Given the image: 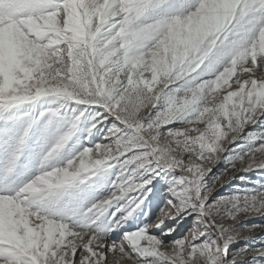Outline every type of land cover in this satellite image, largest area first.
I'll use <instances>...</instances> for the list:
<instances>
[{
  "label": "snow or ice",
  "instance_id": "obj_1",
  "mask_svg": "<svg viewBox=\"0 0 264 264\" xmlns=\"http://www.w3.org/2000/svg\"><path fill=\"white\" fill-rule=\"evenodd\" d=\"M255 217L264 0H0V264H264Z\"/></svg>",
  "mask_w": 264,
  "mask_h": 264
},
{
  "label": "rangeland",
  "instance_id": "obj_2",
  "mask_svg": "<svg viewBox=\"0 0 264 264\" xmlns=\"http://www.w3.org/2000/svg\"><path fill=\"white\" fill-rule=\"evenodd\" d=\"M224 167H225L224 164L217 165V167L215 169H213V173H216V172L222 170ZM250 175H251V179H253V180L260 179V173L259 172H254V173H252ZM237 186L243 187L245 185H241L238 180L237 181H233L229 185H226L225 188L221 189L220 190V194H228L229 192L234 190V188L237 187ZM189 224H190V221L185 222V224L182 226L180 231H184L189 226ZM245 224H248V225H251V224H264V217H255L253 219H248V220L242 219L241 223L239 225H237L238 229L242 232V235H248L249 234L247 232V229L244 228ZM251 235L256 236L257 239L264 238V230L257 229L255 232L251 233ZM244 243H245V241L241 240L239 242V245L242 246ZM120 255L121 254H119V253L110 254V260L112 261V264H117V261H118V263L121 262V264H131V262L126 260V259H119L118 260V257Z\"/></svg>",
  "mask_w": 264,
  "mask_h": 264
},
{
  "label": "bare ground",
  "instance_id": "obj_3",
  "mask_svg": "<svg viewBox=\"0 0 264 264\" xmlns=\"http://www.w3.org/2000/svg\"><path fill=\"white\" fill-rule=\"evenodd\" d=\"M118 264H121V262H119Z\"/></svg>",
  "mask_w": 264,
  "mask_h": 264
}]
</instances>
